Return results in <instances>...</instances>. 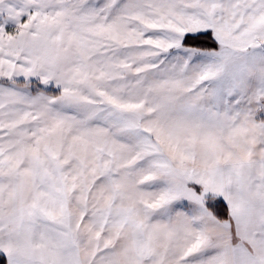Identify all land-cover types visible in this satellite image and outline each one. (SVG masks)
<instances>
[{
  "label": "snow or ice",
  "instance_id": "6c2138e0",
  "mask_svg": "<svg viewBox=\"0 0 264 264\" xmlns=\"http://www.w3.org/2000/svg\"><path fill=\"white\" fill-rule=\"evenodd\" d=\"M0 264H264V0H0Z\"/></svg>",
  "mask_w": 264,
  "mask_h": 264
}]
</instances>
